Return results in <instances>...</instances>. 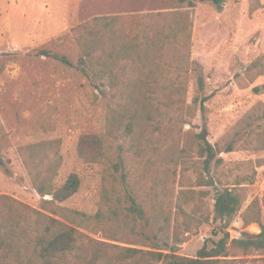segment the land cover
<instances>
[{
  "label": "rangeland",
  "instance_id": "374dc122",
  "mask_svg": "<svg viewBox=\"0 0 264 264\" xmlns=\"http://www.w3.org/2000/svg\"><path fill=\"white\" fill-rule=\"evenodd\" d=\"M190 1L193 8L186 0H0V195L39 208L42 198L19 149L58 141L62 162L56 183L63 185L72 174L81 179L79 192L61 206L96 215L104 187L117 185L123 196L127 185L148 217L157 213V204H166L170 245H176L174 235L182 240L180 257L196 259L205 246L214 248L226 233L240 238L233 227L254 203L264 224V150L257 151L264 131V0ZM182 12L192 22V59L201 65L205 78L201 92L198 74H188L187 104L199 101L194 117L185 116L186 123L182 110L172 112V120L164 121L165 133L147 134L151 142L143 153L136 152L132 139L121 130L118 140L108 145L113 162L119 153L123 158L125 184L120 175L116 182L104 179V166L84 162L78 147L85 133H105L109 105L116 104L109 92L101 94L79 69L81 49L73 30L103 16L161 13L174 23L173 14ZM42 51L64 56L69 64L43 56ZM202 100H206L204 115ZM205 125L216 152L208 168L197 144L188 155L182 154L184 134H200ZM159 139L162 142L154 152ZM189 140L192 144V135ZM171 145H176L172 155L167 152ZM229 146L234 148L231 153L226 152ZM211 182L213 186H207ZM226 188L243 197L242 210L229 229L225 222L214 220L217 191ZM182 190L195 192V199L183 204V212L182 198L181 209L177 203ZM163 191L168 196L159 199ZM129 204L123 198L122 206ZM156 230L150 226L145 232L152 236ZM91 236L110 242L102 233ZM225 260L229 262L219 264H264V252L246 256L232 249Z\"/></svg>",
  "mask_w": 264,
  "mask_h": 264
},
{
  "label": "trees",
  "instance_id": "16d2710c",
  "mask_svg": "<svg viewBox=\"0 0 264 264\" xmlns=\"http://www.w3.org/2000/svg\"><path fill=\"white\" fill-rule=\"evenodd\" d=\"M186 2L188 8L194 7L192 1ZM167 18L161 13L143 17L103 16L73 30L81 49L79 69L101 94L109 92L111 102L116 104L109 105L105 133H85L78 147L84 162L104 166V179H116V182L120 175L125 184L123 158L119 153L118 161L113 162L112 145H108L110 140H118L121 130L132 139L136 152L143 153L151 142L147 134L165 133L164 121L172 120V112L182 110L183 122L185 116L194 117L193 110L199 101L187 104L191 71L198 74L200 91L205 90L203 69L192 59L189 14L174 13V23H168ZM41 55L69 64L66 57L51 55L49 51H42ZM205 102L202 100L200 104L203 115ZM208 134L206 125L200 134L185 133L187 140L182 148V154L188 155L197 144L200 156L206 158L207 168L216 157L215 147L207 140ZM191 135L194 140L189 144ZM260 140L257 151L264 150V131ZM160 142L159 139L152 151H157ZM59 148L58 141H42L19 149L42 202L39 208H34L11 196L0 195V264H219L229 262L225 259L230 257L232 249L246 256L254 251L264 252V224L255 203L233 227V234L240 238L226 233L214 248L205 246L196 259L178 256L182 240L177 236L174 235L176 245H170L171 221L165 211L166 204H157L154 208L158 214L148 217L127 185L123 196L118 193L117 185L104 187L96 215L61 206L79 192L81 179L72 174L58 186L56 178L62 162ZM175 149L176 145H171L167 152L172 155ZM233 150L229 146L226 152ZM208 184L213 186L212 182ZM201 186L206 185L201 183ZM194 195V191L183 190L178 194L180 209L182 198V212L183 204H190ZM158 196L160 199L168 195L163 191ZM123 198L131 204L122 206ZM215 201L214 220L225 222L224 227L229 229L242 210L243 197L226 188L217 191ZM119 216L123 217L121 221ZM201 222L204 223L203 219ZM150 226L158 227L164 237L157 230L154 235H148L145 230ZM101 233L110 242L91 236ZM157 239L164 240V244L156 243Z\"/></svg>",
  "mask_w": 264,
  "mask_h": 264
}]
</instances>
